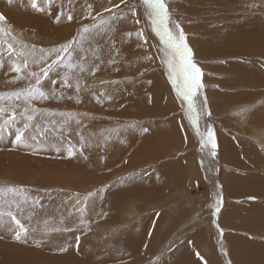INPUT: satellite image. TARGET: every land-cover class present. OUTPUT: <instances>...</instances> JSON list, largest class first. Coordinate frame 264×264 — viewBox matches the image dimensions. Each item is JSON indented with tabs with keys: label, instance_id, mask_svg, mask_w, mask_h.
Instances as JSON below:
<instances>
[{
	"label": "rangeland",
	"instance_id": "374dc122",
	"mask_svg": "<svg viewBox=\"0 0 264 264\" xmlns=\"http://www.w3.org/2000/svg\"><path fill=\"white\" fill-rule=\"evenodd\" d=\"M232 1L229 3L233 5L227 6L226 0H166L172 20L181 24L187 43L194 53V60L203 72L204 88L195 98V102L197 109H200L203 98L206 97L212 112L211 120L216 138L218 137V148L215 161L210 162L207 150L201 152L200 138L193 133V127L185 115L186 104H182L181 98L176 95L168 81L167 69L162 62L163 46L151 31L150 21L147 20L142 6L137 9L140 23L135 24L131 21L130 14H126L127 8L120 0H72L73 20L69 22L65 15L56 23V12L60 10L58 7H54L52 15H48L32 11L28 0H13L11 5L7 0H0V14L6 18L0 22V27L5 29V34H0V95L3 96V99H0V108L6 110L5 116L15 110L17 127H22L25 123L19 113L23 112L26 105L22 99H9L7 94L26 88L32 79L27 73L39 71V65L33 64L31 60L28 68L19 74L23 78H17L18 74L12 71L13 64H19L23 60L16 55L21 48V42L29 48L35 46V57L39 59L42 55L41 48L46 50L43 55L48 56L47 50L58 48L73 38H78L85 25L91 27L93 24H99V28H95L92 33L103 27L100 32L110 47L101 42L93 52L98 49L95 54L100 57L99 65L106 66L111 62L109 57L112 47L116 49L113 66H116L117 70L112 68L108 72H101L98 68L95 76L86 72L80 74L81 91L78 94H88V100L91 95L101 91L115 97L116 91L120 92L124 88L127 94H134L128 96L129 100L134 97L136 102V105L130 106L127 101L123 104L121 101H124L125 96L121 95L119 106L121 109L125 107V112H107L105 115L106 112L100 113L96 108L90 109L89 106L84 107L78 103L71 104V98L77 94L74 88H64L59 82L55 86L48 80L43 82L45 91L53 87L56 92L67 91L63 95L68 94L69 103L60 102L64 100L63 97L32 101L36 112L32 113L29 109L28 114L34 115L31 124L39 125L41 130L49 129L42 141L43 147L36 152L30 147H16L12 144L14 129H11L13 134L6 131L0 140V187L23 188L30 198L39 199L43 205V208L35 209L36 215L31 220L24 221L31 230L26 243L13 241L7 226H0V264H48L52 259L53 264H60L62 261L70 263L69 259L65 261L63 258V253L66 252H60L58 249L60 245H64V241L72 243L70 249L75 248V239L72 240L71 235L82 236L80 246H87L81 251L79 248V251L92 260V263L93 258H99L97 255H91L90 251L96 250L101 254H104L103 251L113 252L121 256L128 251L125 244L132 242L131 244L139 243L144 246L148 239L146 236L151 235L149 238L152 243L150 242L148 256L131 262L108 259L102 264H164L172 256L173 260L177 259L179 251L197 257L200 264H238L244 248L252 245V242L264 249V55L247 56L244 50L240 52L243 44L237 38V41H234L233 35L227 31V23L238 24L229 20H243L241 23L246 24V27H234H242L245 37L250 36L249 28H252V24L256 30L262 32L264 0ZM64 2L66 4V0ZM81 2L84 5L80 7ZM130 2L139 4V0ZM60 3L61 0H57V5ZM117 4L120 6L116 7ZM88 5L92 6L90 10ZM89 11L91 15H88ZM78 16H83L84 19ZM120 16H124V19H120ZM39 19L53 20L50 26L40 25L35 29L34 25L41 23ZM249 21L254 22L249 24ZM128 22L133 24L129 29ZM125 27L128 32L124 31ZM48 28L53 29V32L47 30ZM140 29L144 30L147 43L137 40L135 33ZM46 31L48 33L44 34ZM129 31L132 33L131 37L127 35ZM9 32L11 35L7 34ZM92 33L85 35V44ZM132 38L137 40L135 45L130 44ZM8 44H12L14 50L10 51ZM245 51L251 52L253 47L246 45ZM149 56L151 60L148 59ZM249 72L254 75L250 76ZM51 76L56 77V73L53 72ZM132 76L134 79H131ZM162 77L164 79L161 83L159 80ZM206 77L213 78L211 80ZM150 78L155 80L152 81L154 91L150 89ZM242 78L246 83H242ZM151 91L156 94L150 96ZM57 94V97L61 95ZM159 97L161 99L157 100ZM136 98H142V103H138ZM60 113L71 114L73 118L69 119L68 115L62 116ZM120 115L128 117L120 119ZM76 120L80 123L76 124ZM2 122L0 120V123ZM200 126L203 130V119ZM145 128L148 129L147 132L143 131ZM67 130L70 132L67 133ZM62 133H66V137L63 138ZM31 134H35L34 128H30L26 133ZM130 135L136 139L131 145L122 146L120 164L115 167L117 163L113 162L116 159L119 162L118 157L114 160L108 157L102 162L104 164L111 160L104 165L105 170L103 167L98 169L92 162V151L96 148L98 151L108 152L113 148L116 139ZM81 137L84 140L83 154L80 152ZM138 138H141V141H149L147 153L141 155V143ZM228 139L233 140L236 145L224 144L223 141ZM69 144H75L76 148L72 157H68L66 151ZM56 147L61 151L57 152ZM240 148L242 152H239ZM200 153L205 154L203 169L200 166ZM58 158L65 160L59 162ZM82 159L88 162L84 166L81 164ZM89 163H92L93 168L89 167ZM210 167L212 170L208 171ZM96 172H100V175ZM237 175L250 179L251 192L242 191L243 182ZM234 178L237 192H233L230 185V180L233 181ZM125 185H129L125 188L126 191L122 188ZM127 191L133 194L131 198L125 197ZM89 193L94 195L89 196L82 215L76 207L84 206L83 198ZM218 193L223 197V204L220 213L213 215L214 210L210 205L215 203ZM248 197L256 199L249 200ZM77 198L80 199L81 205L76 203ZM7 199L12 197L9 195ZM174 202L178 204L176 208ZM112 203H115L113 207ZM0 206L7 207L4 198H0ZM254 209L258 210L257 215ZM28 210L26 207V212ZM95 210L103 214L105 212L106 215V212L113 210L114 217L111 220H96L99 218L96 216L101 214ZM81 219L84 223H81ZM247 221H250V225ZM54 228H72L74 231L54 232ZM196 238H199L200 242ZM237 238L239 240L235 242ZM244 241L247 243L246 247ZM46 252L54 257L49 258ZM231 255H239L238 260L233 259Z\"/></svg>",
	"mask_w": 264,
	"mask_h": 264
},
{
	"label": "snow or ice",
	"instance_id": "6c2138e0",
	"mask_svg": "<svg viewBox=\"0 0 264 264\" xmlns=\"http://www.w3.org/2000/svg\"><path fill=\"white\" fill-rule=\"evenodd\" d=\"M8 4L11 5L13 0H7ZM30 8L36 13H44L52 15V10L54 7H58L60 10L55 16V22L59 23L62 16L66 15L69 22L73 20V4L72 0H61V3L57 5V0H28ZM121 4H124L127 8L128 14L135 24L140 23V19L137 15L138 7H143L145 16L148 21H150L151 31L159 38L160 44L163 46L161 51L163 52L164 59L163 63L167 69V78L171 83L172 88L175 90L176 95L181 98L182 104H186L185 115L189 121V124L195 130L196 135L199 139V146L202 153L207 150V157L210 158V162L215 161L217 156V138L216 132L212 126V112L208 107L207 98L204 97L200 109H197L195 98L200 94L201 90L204 88L202 82L203 72L201 68L197 65L194 60V53L187 43L186 34L183 31L181 24L178 21L172 20V16L166 0H139V4L132 3L130 0H120ZM120 5L117 4L116 7ZM91 5H88L89 10ZM111 11V9H106ZM88 15H91L89 11ZM87 18V17H86ZM120 19H124V16H120ZM5 16L0 14V22L5 21ZM101 23H106V21H101ZM171 25V26H170ZM99 24H93L91 27L88 25L83 26L78 38H73L67 43L61 45L58 48H53L47 50L48 56L43 55L45 49L41 48L40 52L42 55L37 59L35 57V46L29 48L27 44L21 42V48L16 52V55L23 58L22 62L19 64H13L12 71L18 74L17 78H23L19 74L23 69H27L29 62L39 65V71H30L27 73L28 77L32 79L29 85L19 91L8 93L9 99L23 100L26 107H24L23 112L19 113L23 117L25 123L22 127H17V113L13 109L7 116H5V109L0 108V140L3 139V134L8 131L9 134H13L11 129H14V139L12 144L16 147H30L33 152H36L39 148L43 147L42 141L45 139V134L49 129L44 128L41 130L39 125L33 126L31 121L34 119V115H29V109L32 113L36 112L35 107L32 106V101L35 100H47L49 98H62L63 93L60 97L56 96L55 87L44 90L43 82L48 80L49 83L55 86L58 82L64 88H74L75 92L78 94L81 91L80 74L88 72L90 75L95 76L96 71L99 68L98 64H93L91 67H86L84 61L87 59L85 56L79 55L83 52V40L85 34H89L93 29L98 28ZM0 34H5V29L0 27ZM11 35V33H7ZM129 37L132 33L127 34ZM137 40L147 43V37L144 35V30L140 29L135 33ZM12 39L15 41L16 38L13 36ZM143 46V45H141ZM8 48L13 49L12 44H8ZM98 49L94 51V57L99 60L100 57L95 53ZM118 54V53H117ZM49 57L50 60H49ZM151 60V57H148ZM115 62V61H111ZM62 70V71H61ZM55 72L56 77H52L51 74ZM143 75V73H140ZM34 81V82H33ZM101 83H106L101 81ZM151 83V81H149ZM100 97H105L111 99L110 95H106L105 92L101 91L99 93ZM0 99L3 96L0 95ZM99 103V98H97ZM49 115H56V113H49ZM59 115H68L69 119L73 117L71 114L60 113ZM203 119L205 127L202 130L200 122ZM55 123V122H53ZM67 123V121L65 122ZM79 124L80 121L76 120ZM63 127V126H62ZM30 128H34L35 134L26 135ZM143 131L147 132L148 129L145 128ZM30 141L34 142L31 143ZM81 148L80 152L83 154V137H81ZM56 151L59 152L60 148L56 147ZM68 157H72L75 154V146L69 144L66 148ZM205 162V157L202 156L200 159V166L203 169ZM211 167L208 171H211ZM217 187H220L217 185ZM11 196L12 199H7V196ZM94 195L89 193L85 196L84 207L80 209L81 214L87 206V201L89 196ZM0 198L5 199V204L7 207L0 206V226H7L11 231L12 237L16 242L26 243L28 235L30 233L29 227L24 222L25 220H31L35 215V209L37 207L43 208L39 199L30 198L23 188H17L13 186L0 187ZM249 200H255V197H248ZM76 203H80V199L77 198ZM223 204V197L219 193L217 194V199L215 203L211 205L213 208V215H218L221 211V206ZM26 207L29 210L26 212ZM106 215V214H103ZM23 218V219H22ZM47 224V221H45ZM81 223H84L81 219ZM54 232H71L74 231L72 228H54ZM223 235L221 230V236ZM72 247L71 244L65 243L58 250L60 252H67L69 248ZM80 247V236L75 237V248L79 251ZM197 255H199L197 253Z\"/></svg>",
	"mask_w": 264,
	"mask_h": 264
},
{
	"label": "bare ground",
	"instance_id": "6f19581e",
	"mask_svg": "<svg viewBox=\"0 0 264 264\" xmlns=\"http://www.w3.org/2000/svg\"><path fill=\"white\" fill-rule=\"evenodd\" d=\"M83 2V1H82ZM81 2V3H82ZM100 2V1H99ZM229 2H233L232 0H226V3H228L227 4V6L230 4ZM238 2V1H237ZM85 4H86V1L84 2ZM84 3H82L81 5H80V7L81 6H83L84 5ZM225 3V4H226ZM96 4H98V1H97V3ZM239 4V3H238ZM100 5H101V3H100ZM99 5V6H100ZM231 5V4H230ZM233 5V4H232ZM231 5V6H232ZM57 13V12H56ZM78 14H79V12H78ZM78 14H76V15H78ZM115 14V13H114ZM127 15H128V13H126ZM75 15V16H76ZM80 16V15H79ZM78 16V17H79ZM114 16V15H113ZM113 16H112V18H113ZM83 17V16H82ZM80 18V19H84V17L83 18ZM128 17V16H127ZM52 18L54 19V17L52 16ZM116 18V17H115ZM53 19H49V20H51V21H46V20H42V19H39L38 21L39 22H41V23H36L35 25H34V27H36L35 29H37V27L38 26H40V25H44V26H50V24H51V22H52V20ZM78 19V18H77ZM86 19V18H85ZM114 19V18H113ZM112 19V20H113ZM18 20V19H17ZM48 20V19H47ZM118 20V19H117ZM130 20V19H129ZM131 21H132V19H131ZM144 21V20H143ZM229 21H234V22H238V24H235V23H227V26H228V32L230 33V34H232L233 35V37H234V41H237L236 40V38L237 39H239L240 40V42H241V44H243L241 47H243L242 49H241V51L240 52H242V50H244V54H246L247 56H251V55H257V56H263L264 55V48H261V46H264V29H263V31L261 32V31H258V30H256V28L254 27V25L252 24V28H249V31H250V36L249 37H245L244 36V32L242 31L243 30V28L242 27H234V26H241V25H245V27H246V24H243V23H241L242 21L241 20H229ZM21 22V21H20ZM27 22V21H26ZM36 22V21H35ZM122 22V21H121ZM246 23H247V21H245ZM244 22V23H245ZM252 22H254V21H249V24H251ZM17 23H18V21H17ZM23 23H25V22H23ZM23 23H22V25H23ZM129 23V22H128ZM110 24H112V23H110ZM21 25V26H22ZM124 25V24H123ZM128 25H130V23L128 24ZM248 25V24H247ZM26 26V25H25ZM115 26V25H114ZM126 26V25H125ZM116 27V26H115ZM119 28H121V25H119L118 26ZM99 28V27H98ZM103 28V27H102ZM102 28H100V29H102ZM107 28V27H106ZM128 29H129V27H127ZM96 30L94 33H92L91 34V37H90V39H87V42H86V44H85V42L83 43V52H81V53H79L81 56H85V57H87V59L84 61V63H85V66L86 67H91L93 64H98L99 65V60H96L95 59V57H94V52H93V49H95L101 42H104L105 43V45H106V47H110V45H108L107 44V39H105L104 40V38H103V35L101 34V30ZM123 29V28H122ZM247 29V28H246ZM47 30H50L51 31V33L53 32V29H51V28H48ZM93 30H95V29H93ZM92 30V31H93ZM103 30V29H102ZM120 30V29H119ZM124 30V29H123ZM60 31V30H59ZM118 31V30H117ZM124 31H126V32H128L127 30H126V27H125V30ZM130 31H131V29H130ZM129 31V32H130ZM243 33H242V32ZM112 33V35H113V31H111ZM115 32V31H114ZM242 34H241V33ZM46 33H48L47 31L44 33V34H46ZM102 33H103V31H102ZM107 33V32H106ZM108 33H110V32H108ZM107 33V34H108ZM115 34V33H114ZM239 34H241V35H239ZM57 35V34H56ZM86 35V34H85ZM102 35V36H101ZM106 35V34H105ZM110 35V34H109ZM108 35V36H109ZM240 36V37H239ZM110 38V37H109ZM84 40H86V36L84 37ZM109 40V39H108ZM238 40V41H239ZM110 43H111V40L109 41ZM89 43V44H88ZM238 43V42H237ZM113 45V44H112ZM112 45H111V47H112ZM246 45H248L249 47H253V51H251V52H248V51H245V46ZM89 49H87V48ZM118 47V46H117ZM130 47H133V46H130ZM115 51H116V49H114L113 47H112V50H111V52H110V57H109V60L110 61H113V58H114V55H115ZM213 54V53H212ZM214 55H215V53H214ZM213 55V56H214ZM210 57H212L211 55H210ZM100 66V65H99ZM253 69L255 68V67H253V66H251ZM112 68H115L116 69V66H113V62H110V64H106V66H100L99 67V70L101 71V72H108L109 71V69H112ZM117 70V69H116ZM96 72H98V70L96 71ZM86 73H88V72H86ZM249 75L250 76H253L254 75V73L252 72H249ZM207 76V75H206ZM209 76V75H208ZM58 78V77H57ZM206 78H208V79H211L212 80V78L210 77H206ZM238 78H240V76H238ZM238 78H237V80H238ZM231 79V78H230ZM234 79H236L235 77H234ZM249 79V78H248ZM207 80V79H206ZM210 80V81H211ZM235 82V81H234ZM248 82V81H247ZM229 83V82H228ZM240 83V82H239ZM242 83H246L245 81H244V79L242 78ZM226 84V83H225ZM235 85V84H234ZM226 86V85H225ZM67 92V91H66ZM66 92H56V94L58 93H66ZM130 93V96H133L134 94L132 93V92H129ZM213 93V92H212ZM57 94V95H58ZM59 94V95H60ZM92 94V93H91ZM211 94V93H210ZM214 94V93H213ZM107 95V94H106ZM216 95V94H215ZM61 96V95H60ZM59 96V97H60ZM87 96H88V94H84V93H81V94H75L72 98H71V101H70V103L71 104H73V103H78V104H80V105H83L84 107L85 106H89L88 108H96L98 111H100V113H102V112H106L105 113V115H107V112H109V113H112V114H123L125 111H124V108L125 107H123V109H121L120 108V99L122 98L121 97V95L119 96V95H115V97L114 96H111V99H107V98H105V97H100L99 96V94H98V92H96L95 94H93V95H91V98L88 100V98H87ZM124 101H121V103H123V104H125V102L127 101L128 102V105L130 106V105H132V103H135V101H134V97L133 98H131V100H129V95H125L124 94ZM218 96V95H217ZM63 98H64V100H61L60 102H63V103H69V97H68V94L67 95H63L62 96ZM97 98H99V103L97 102ZM138 98V97H137ZM136 98V100H137V102L138 103H142V101H143V99L141 98V99H137ZM221 98V97H220ZM57 99H59V98H57ZM61 99V98H60ZM161 99V98H160ZM160 99H158V100H160ZM213 99V98H212ZM129 100V101H128ZM212 103V102H211ZM216 105H219V104H216ZM211 106H212V104H211ZM80 107V106H79ZM142 111V110H141ZM143 112V111H142ZM73 113V112H72ZM143 113H141V115H142ZM104 115V114H103ZM132 116V115H131ZM128 116H126V115H120V119H125V118H127ZM201 123V122H200ZM73 124H75V121H74V123ZM77 124V123H76ZM83 124V123H82ZM83 125H85V124H83ZM69 128V127H68ZM193 130V129H192ZM66 131V130H65ZM68 132H70V131H68L67 130V133ZM144 135H145V133L144 132H142ZM106 134V133H105ZM138 134V133H137ZM137 134H136V137H137ZM191 134V133H190ZM69 135V134H68ZM67 135V136H68ZM133 135V134H132ZM192 135V134H191ZM190 135V136H191ZM229 135V134H228ZM11 136V135H10ZM63 138L64 137H66V133H62V135H61ZM136 137L134 138V137H131V135L130 136H128V137H119L118 139H116L115 140V143H114V146H113V148L109 151L108 150V152H102V151H98L99 149H97L96 150V148L92 151V154H93V156L94 157H92V162H94L95 163V165H96V167H98V169H99V167H103V169L105 170V164L107 163V162H109V161H111V160H114V159H116V157H118V160H119V162H117V159L113 162V164H116L115 165V167H117L119 164H120V161H121V154H122V146H125L126 144L128 145V144H130L131 145V143L136 139ZM57 138H58V136H57ZM143 138H146V137H144L143 136ZM60 139V138H59ZM79 139H80V137H79ZM139 139V138H138ZM148 139V138H147ZM236 140V139H235ZM77 141V140H76ZM75 141V142H76ZM81 141V140H80ZM84 141V140H83ZM139 141H140V146H141V148H140V150H141V155H142V153L143 154H145V153H147V150L149 149V141H144V139L141 141V138L139 139ZM193 141V140H192ZM79 142V141H78ZM82 142V141H81ZM46 143V142H45ZM51 143V142H50ZM62 143V142H61ZM77 143V142H76ZM80 143V142H79ZM229 143H234L235 144V142L233 141V140H228L227 142H225L224 144H229ZM75 145V144H74ZM73 145V146H74ZM236 145V144H235ZM153 146V145H152ZM192 146H194V145H192ZM126 147V146H125ZM220 147V146H219ZM225 147H227L226 145H225ZM45 148V147H44ZM62 148V147H61ZM1 149H3V148H1ZM46 149V148H45ZM49 149V148H48ZM65 149V148H64ZM76 149V148H75ZM126 149V148H125ZM129 149V148H128ZM133 150V148H130L129 150ZM230 149V148H229ZM25 150V149H24ZM53 150V149H52ZM119 150V151H118ZM128 150V151H129ZM139 150V151H140ZM185 150V149H184ZM234 150V149H233ZM55 151V150H54ZM61 151V150H60ZM118 151V152H117ZM231 151V150H230ZM243 150H242V148H240V150H239V152H242ZM22 152V151H21ZM124 152V151H123ZM10 153V152H9ZM136 153V152H135ZM138 153V152H137ZM136 153V154H137ZM126 154V152L124 153V155ZM201 154V153H200ZM9 155V154H8ZM75 155V154H74ZM121 155V156H120ZM133 155V154H132ZM241 155V154H240ZM129 156V155H128ZM58 157V156H57ZM108 157H112V159L111 160H109V161H107V162H105L104 164H102V162L106 159V158H108ZM131 157V156H130ZM199 159H201V157H202V154L201 155H199ZM79 158H81V156L79 157ZM56 159V158H55ZM62 159H64V158H58V160H59V162H60V160H62ZM123 159L124 158H122V162H123ZM126 159V158H125ZM133 159V158H132ZM234 159V158H233ZM57 160V159H56ZM65 160V159H64ZM69 160V159H68ZM68 160H66V161H68ZM83 161L81 162V164H83V166L84 165H86V163H88V162H85V160L84 159H82ZM241 160V159H240ZM64 162V161H63ZM69 162V161H68ZM65 164V163H64ZM19 165V164H18ZM51 165V164H50ZM94 166V165H93ZM81 167V166H80ZM89 167H91V168H93L92 167V163L90 164L89 163ZM85 168V167H84ZM244 168V167H243ZM70 169V168H69ZM92 170V169H91ZM114 170V169H113ZM93 171V170H92ZM99 171V170H98ZM116 171V170H115ZM169 171V170H168ZM166 173H168L167 171H165ZM69 173V172H68ZM251 173V172H250ZM96 174H99L100 175V172H96ZM102 174V173H101ZM171 174H173V173H171ZM244 174V173H243ZM255 175V174H254ZM172 176V175H171ZM170 176V177H171ZM240 176V175H239ZM238 175H237V177L240 179V181L241 182H243L242 183V185H243V188H242V191H246V192H251V190H252V185H251V181H250V179H248V178H243V177H239ZM248 176H250V174H248ZM173 177V176H172ZM253 178V177H252ZM254 179H256V177L254 178ZM258 180H259V178H257ZM137 181H140V180H137ZM216 181V180H215ZM235 178H234V180L233 181H231L230 180V185H232L231 186V189H232V191L233 192H237V190H235L236 188H237V185L235 184ZM252 182H254L253 180H252ZM264 183V182H263ZM137 185V184H136ZM127 186H129V185H125L124 187H122L124 190H125V188L127 187ZM134 187V186H133ZM128 188V187H127ZM122 189V190H123ZM133 189V188H132ZM126 191V190H125ZM118 193V192H117ZM119 194V193H118ZM117 194V195H118ZM237 194V193H236ZM111 195V194H110ZM116 195V194H115ZM115 195H114V197H115ZM113 196V195H112ZM133 196V194L131 193V192H129V191H127L126 192V198H131ZM118 197V196H117ZM116 197V198H117ZM150 197V196H149ZM115 198V199H116ZM146 198V197H145ZM149 199V198H148ZM147 199V200H148ZM197 199V198H196ZM84 201V200H83ZM122 201V200H121ZM121 201H118V203H121ZM117 202V201H116ZM215 202V201H214ZM118 203H116V204H118ZM110 204V203H109ZM113 204H115V203H112V207H113ZM123 204V203H122ZM173 204V203H172ZM214 204V203H213ZM79 205H81V203H79ZM82 205H84V204H82ZM121 205V204H120ZM119 205V206H120ZM174 206H175V208L177 207V205L178 204H175V202H174V204H173ZM110 206H111V204H110ZM115 206V205H114ZM118 206V207H119ZM174 206H172V208L174 207ZM201 206V205H200ZM211 206V205H210ZM209 206V207H210ZM82 207H84V206H80L79 208L78 207H76L78 210H80ZM111 207V208H112ZM117 207V208H118ZM102 209V208H101ZM104 209V208H103ZM115 209V208H114ZM130 210H132V209H130ZM85 211V210H84ZM96 212H99V211H97V210H95ZM101 211V210H100ZM254 211H255V209H254ZM258 211V210H257ZM257 211H255L254 213L256 214V212ZM128 212V211H127ZM253 211H251V213H252ZM107 213V215H103V213H100L99 212V214H101L100 216H96V215H93L94 217L96 216V217H99V218H96V220H98V219H102V221L104 220H107L108 218L111 220L114 216V213H113V210H111V211H109V212H106ZM125 213V212H124ZM129 213H130V211H129ZM132 213V212H131ZM259 213V212H258ZM104 214H105V212H104ZM234 214V213H233ZM243 214V213H242ZM241 215V214H240ZM257 215V214H256ZM129 216H131L130 214H129ZM243 216V215H242ZM192 217V216H191ZM196 217V216H195ZM247 217V216H246ZM248 217H249V215H248ZM94 219V218H93ZM101 221V220H100ZM108 222V221H107ZM106 222V223H107ZM248 222V221H247ZM247 222H246V224H247ZM250 222V221H249ZM248 222V224L250 225V223ZM32 223V222H31ZM184 223V222H183ZM190 223V222H189ZM188 223V224H189ZM192 223V222H191ZM194 223H195V221H194ZM193 223V224H194ZM33 224V223H32ZM241 224V223H240ZM82 227V226H81ZM185 227V226H184ZM248 227V226H247ZM263 227H264V224H263ZM37 229V228H36ZM140 229V228H139ZM143 229V228H142ZM147 229H149V228H147ZM243 229H244V227H243ZM251 229V228H250ZM245 230V229H244ZM246 230H247V228H246ZM148 231V230H147ZM147 231H145V232H147ZM149 231H150V229H149ZM149 231H148V233H149ZM32 233V232H31ZM146 234V233H145ZM8 235V234H7ZM74 235V234H73ZM144 235V234H143ZM148 235V234H147ZM77 235H74V236H72L71 235V239L73 240V239H75V237H76ZM151 236V235H150ZM150 236H146V237H148V239L145 241V243H144V246H140V244L138 243H134V244H131L130 242V244H125V245H127V249H128V251L126 250V252H124L121 256L119 255V254H117L116 255V253H113V252H105V251H103L104 252V254H101V253H98L96 250H93V251H90V253H91V255L93 254L94 255V257H95V255H97V257L99 258V259H97V258H93V263L86 257V256H83V254H81V249L83 248V247H85L86 248V246L87 245H82V246H80L79 248H80V251H77L76 250V248H72V249H70L69 248V250L66 252V254L65 253H63V258H64V260L65 261H69L70 263H65V262H61L60 264H102V263H104L105 261H107L108 259L109 260H113V261H117V260H122V262H126V260L127 261H129V262H131V261H134L135 259H140V258H143V256H148V254L150 253V249H151V239L149 238ZM82 237V236H81ZM81 237H80V239H81ZM39 238V237H38ZM144 239V238H143ZM196 240L197 241H199V238L197 239L196 238ZM239 239L237 238V240H235V242L236 241H238ZM13 241H15V240H13ZM64 241V240H63ZM115 241V240H114ZM132 241V240H131ZM142 241V240H141ZM254 241V240H253ZM58 242V241H57ZM65 243L67 242V241H64ZM116 242V241H115ZM115 242L113 243V246L115 245ZM118 242V241H117ZM116 242V243H117ZM120 242H122V241H120ZM128 242V241H127ZM140 242V241H139ZM144 242V241H143ZM147 242V243H146ZM151 242V243H150ZM200 242V241H199ZM235 242L233 241L232 243H234L235 244ZM243 242V241H242ZM60 243V242H59ZM65 243H63V244H65ZM80 243H82V241L80 242ZM119 243V242H118ZM141 243V242H140ZM238 243V242H237ZM246 241H244V245H245V247L247 246L246 244ZM28 244H30V243H28ZM27 244V245H28ZM62 244V243H61ZM70 244V243H69ZM84 244V243H83ZM142 244V243H141ZM239 244V243H238ZM249 244V243H248ZM4 245V244H3ZM71 245H72V243H71ZM120 245V244H119ZM186 245V244H185ZM197 245H199V244H197ZM240 245V244H239ZM60 246H62V245H60ZM73 246V245H72ZM122 246H124V245H122ZM20 247V246H19ZM74 247H75V245H74ZM117 247H118V245H117ZM141 247V248H140ZM187 247H188V245H187ZM192 247V246H191ZM11 248V247H10ZM143 248V249H142ZM245 250H244V253H242V256L239 258V263L240 264H264V249H262V247H260V245L259 244H257V243H255V244H253V242H252V245H250V246H247L246 248H244ZM9 250V249H8ZM15 250V249H14ZM17 250V249H16ZM92 250V249H91ZM124 250V251H125ZM184 250V249H183ZM193 250V249H192ZM58 251V250H57ZM112 251H113V249H112ZM120 251H121V249H120ZM116 252V251H115ZM122 252V251H121ZM47 253V256L49 257V258H51L52 256H51V253H49V252H46ZM179 253V257L177 258V259H175V260H173V256L168 260V262L166 263H164V264H200V260L197 258V257H193L190 253H184L183 251L182 252H178ZM5 254V253H4ZM164 254V253H163ZM21 255V254H20ZM19 255V256H20ZM90 255V254H89ZM115 255H116V257H115ZM175 255H177V254H175ZM18 256V255H17ZM187 256H189V257H187ZM232 256V255H231ZM239 256V255H238ZM238 256H236V257H234V255L232 256L233 257V259H236V260H238ZM40 257V256H39ZM54 257V256H53ZM89 257H91V256H89ZM13 258V257H12ZM115 258V259H114ZM174 258H176V256H174ZM184 258H187V259H184ZM56 259V258H55ZM67 259V260H66ZM69 259V260H68ZM44 260V259H43ZM186 260V261H185ZM51 261H54L53 259L51 260ZM50 261V263H52ZM56 261V260H55ZM169 261H171V262H169ZM204 261V260H203ZM237 262V263H238ZM50 263H48V264H50ZM203 263V262H202ZM235 263H236V261H235ZM238 263V264H239ZM53 264V263H52ZM55 264H57V262L55 263ZM204 264V263H203Z\"/></svg>",
	"mask_w": 264,
	"mask_h": 264
},
{
	"label": "crops",
	"instance_id": "0c3cea01",
	"mask_svg": "<svg viewBox=\"0 0 264 264\" xmlns=\"http://www.w3.org/2000/svg\"><path fill=\"white\" fill-rule=\"evenodd\" d=\"M132 26H133V24H131V25L129 26V28L132 27ZM136 41H137V40H136L135 38H132L130 44H134V45H135V42H136ZM124 55H125V54H124ZM125 56H126V55H125ZM126 57H128V56H126ZM128 58H130V57H128ZM130 60H132V59H130ZM163 74H164V73H163ZM164 76H165V74H164ZM158 77H159V76H158ZM131 79H134V76H132ZM162 79H164V78L162 77L161 80H159L161 83H162ZM150 80H151V83H150V87H151V88H150V89H152V91H154V89L152 88L153 85H154V83H153L152 81H153L154 79H153V78H150ZM154 81H155V80H154ZM163 86H164V85H163ZM133 89L136 90V88H133ZM152 91L150 92V96H153V95L156 94V92L153 93ZM118 94H120V95H124V94H125V95H130V93L127 94L126 89H124V88L121 89L120 92L116 91V94H115V95H118ZM110 96H111V95H110ZM158 99H160V97L157 98V100H158ZM132 105H136V102H135V103H132ZM174 123L177 124V122H174ZM192 129H193V128H192ZM192 131H193L194 134H196L194 129H193ZM217 139H218V137H217ZM228 140H230V139H228ZM228 140H227V141H228ZM227 141L225 140V141H223V143H225V142H227ZM223 143H222V144H223ZM202 156L205 157V154H204V155L202 154ZM158 200H164V199H158Z\"/></svg>",
	"mask_w": 264,
	"mask_h": 264
}]
</instances>
